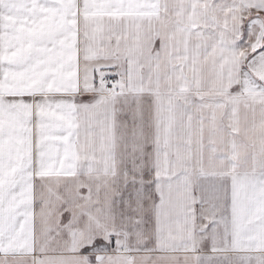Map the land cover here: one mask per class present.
I'll return each mask as SVG.
<instances>
[{
  "label": "snow or ice",
  "instance_id": "obj_1",
  "mask_svg": "<svg viewBox=\"0 0 264 264\" xmlns=\"http://www.w3.org/2000/svg\"><path fill=\"white\" fill-rule=\"evenodd\" d=\"M0 264H264V0H0Z\"/></svg>",
  "mask_w": 264,
  "mask_h": 264
}]
</instances>
